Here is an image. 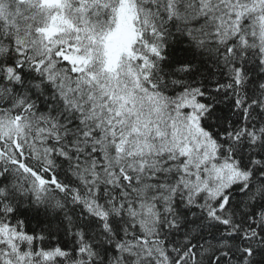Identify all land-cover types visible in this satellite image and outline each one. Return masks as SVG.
Segmentation results:
<instances>
[{
	"label": "snow or ice",
	"instance_id": "snow-or-ice-1",
	"mask_svg": "<svg viewBox=\"0 0 264 264\" xmlns=\"http://www.w3.org/2000/svg\"><path fill=\"white\" fill-rule=\"evenodd\" d=\"M0 264H264V0H0Z\"/></svg>",
	"mask_w": 264,
	"mask_h": 264
}]
</instances>
